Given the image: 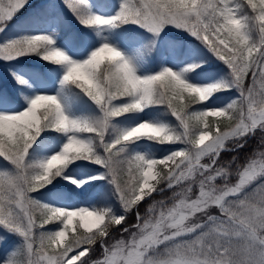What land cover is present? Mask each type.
<instances>
[{
  "label": "snow or ice",
  "instance_id": "1",
  "mask_svg": "<svg viewBox=\"0 0 264 264\" xmlns=\"http://www.w3.org/2000/svg\"><path fill=\"white\" fill-rule=\"evenodd\" d=\"M60 3L84 31L67 36L56 0H43L33 14L43 30L0 42V60L36 56L45 65L10 71L12 88L0 85V160L7 165L0 168V229L19 238L0 264H264V151L237 167L235 182V157L219 164L223 152L242 149L257 132L264 144V0ZM28 6L0 0V33ZM128 25L152 39L125 46ZM166 28L193 37L226 74L194 83L188 74L201 63L146 67ZM233 90L228 103H209ZM163 145L183 147L157 155ZM79 161L104 171L84 180L66 175ZM58 177L77 188L107 180L119 214L33 195ZM165 191H173L171 204L154 199ZM149 199L145 218L138 208ZM133 212L130 231L122 225ZM115 230L121 238L109 243Z\"/></svg>",
  "mask_w": 264,
  "mask_h": 264
},
{
  "label": "rangeland",
  "instance_id": "2",
  "mask_svg": "<svg viewBox=\"0 0 264 264\" xmlns=\"http://www.w3.org/2000/svg\"><path fill=\"white\" fill-rule=\"evenodd\" d=\"M113 2L115 3L116 0H113ZM42 3L43 0H30V6L21 10L9 23L8 28H6L3 33H0V42L8 38H13L16 35L23 34L26 31L43 30V24L33 23L34 11H36ZM56 3L59 5L56 11L62 20V28L64 33L67 36H70L78 31H84L75 20V17H73L72 14L63 7L62 3H60V0H56ZM117 31L120 30L118 29ZM121 39L125 46H130L132 44L139 46L141 44L147 43L152 39V37L143 29H139L134 25H128L124 26V35ZM162 62L166 63L168 66H172L174 63H179L181 67H183L185 63H201L200 68H197L194 72L188 74L189 78L194 83H213L223 77L227 72L225 66L216 60L215 57H213L210 53H208L198 41L189 36L186 32L178 31L175 28H166L164 32L161 33L160 37L157 38L156 47L146 58L145 66L154 70H158ZM44 67V62L38 57L33 59L29 56L28 59L27 56H24L9 62L0 60V85L6 89L12 88L15 82L11 79L9 74L10 71H15L18 74H27L41 72L43 71ZM251 82V77H249L246 83L251 84ZM235 95L236 93L234 90L230 92L217 93L212 98V100L209 101V103L213 106H220L221 104L228 103ZM79 111L87 112L88 107L86 105H80ZM159 111L163 112V109L161 108ZM165 118L173 124L176 123L174 118L170 116ZM209 119L216 120L221 118L210 117ZM180 147H183V145L159 146V151L156 154L160 155L172 150L173 148ZM261 151H264V148H261L259 152ZM79 162H77L75 167L70 166L69 170L66 171L65 174H70L77 180H84L89 176H95L104 171L97 165L90 164L87 161H81L82 163H87V165H78ZM245 163L246 162H244L242 165L231 164L230 170L233 174L232 182H235L236 180L235 173L237 167L243 166ZM219 164L223 165L222 163ZM6 166V163L0 160V168H4ZM220 183H222V181H220ZM178 190L179 189H177V191ZM102 193L109 194L111 196L110 199L112 202L104 203L102 199ZM33 195L37 199H40L46 203H55L58 206L78 207L83 205L111 207L115 212H117V214L120 212L116 197L112 194V186L107 182V180H93L77 188L74 184H71L67 180L58 177L53 181L52 184L48 185L40 192L34 193ZM155 200L159 201L158 199ZM168 202H172V200H168ZM147 210L148 207L144 215H146ZM145 218H147V216ZM47 227L49 229L55 228V222L48 225ZM114 233H116V235L114 236L113 240L121 238V233L119 230ZM127 234L128 233H124L123 238H125ZM0 237H3V239L0 240V260H3L18 245L19 238L13 234L5 232L3 229H0Z\"/></svg>",
  "mask_w": 264,
  "mask_h": 264
},
{
  "label": "trees",
  "instance_id": "3",
  "mask_svg": "<svg viewBox=\"0 0 264 264\" xmlns=\"http://www.w3.org/2000/svg\"><path fill=\"white\" fill-rule=\"evenodd\" d=\"M31 58L35 59L36 56H30ZM27 58L29 59V56H27ZM221 119H216V120H222ZM261 148H264V144H261L260 142V133L257 132L255 137L249 138L247 143L245 144V146L238 150V151H225L221 154L220 159H219V163H222L223 165L228 164L229 162L233 161V158L235 157V162L231 163V164H239L242 165L244 162H247V160L249 158H253V154L254 153H258L260 151ZM79 164H82V162L80 161ZM85 164V163H83ZM173 191H177V189H174ZM173 191H165L163 193V195H156L154 197V199H158V200H171V197L173 196ZM172 195V196H170ZM111 196L107 193H102V199L103 202H112V200L110 199ZM152 203V200H146L144 203H141L139 205L138 211L140 214H142V217H146L148 216V211L145 214V211L147 209V207H149V205ZM169 204H171L172 202H168ZM107 205V204H106ZM135 212L131 213L128 215L127 221L125 224L122 225V227H126L129 228L130 231H134L135 229H133L131 226L134 225L136 223V218H135ZM117 230L113 231L112 233V237L109 240V243H112L114 236L116 235ZM129 234L128 233L124 239H128L129 238ZM100 248L97 247L95 253H93L94 257H99L100 255Z\"/></svg>",
  "mask_w": 264,
  "mask_h": 264
}]
</instances>
